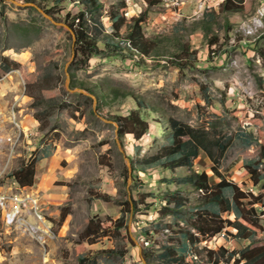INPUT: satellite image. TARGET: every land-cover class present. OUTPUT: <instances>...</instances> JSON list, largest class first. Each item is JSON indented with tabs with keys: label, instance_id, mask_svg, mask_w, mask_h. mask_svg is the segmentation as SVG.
<instances>
[{
	"label": "rangeland",
	"instance_id": "rangeland-1",
	"mask_svg": "<svg viewBox=\"0 0 264 264\" xmlns=\"http://www.w3.org/2000/svg\"><path fill=\"white\" fill-rule=\"evenodd\" d=\"M102 1L108 10L113 0ZM124 1L131 3L128 17L145 15L154 50L143 58L117 52L105 45L104 32L102 53L84 62L64 20L78 2L0 0V264H81V257L87 264H150L142 254L146 240L161 253L175 222L160 215L165 195L176 189L164 181L197 170L219 180L204 150L192 169L175 174L161 166L133 169L132 159L167 143L168 118L209 131V139L233 136L219 170L243 182L244 191L261 189L242 168L264 143V0H243L239 11H226L224 0ZM103 19L108 29L107 13ZM5 58L13 62L8 70ZM175 59L183 66H173ZM135 109L149 131L140 140L120 137L113 117ZM28 161L36 162L35 183L23 187L12 173ZM49 192L58 198L44 203ZM183 193L187 214L209 207L191 185ZM97 217L108 222L88 235ZM255 238L264 241V230ZM245 244L221 233L201 245L218 251Z\"/></svg>",
	"mask_w": 264,
	"mask_h": 264
},
{
	"label": "trees",
	"instance_id": "trees-1",
	"mask_svg": "<svg viewBox=\"0 0 264 264\" xmlns=\"http://www.w3.org/2000/svg\"><path fill=\"white\" fill-rule=\"evenodd\" d=\"M24 1L35 2V0ZM53 1L54 4L59 5L64 0ZM76 1H78L79 10L76 13L67 11L64 20L74 33V51L78 61L85 62L92 56L102 53L99 41L104 32H107L104 37L105 45L113 46L117 52L143 58L154 50V40L146 37L143 30L145 15L128 17L129 6L124 0L112 4L108 10L100 0H74ZM224 1L226 11L242 10L243 0ZM45 10L51 15L55 13L53 7H45ZM104 13H107L110 29H106L103 21ZM123 27L127 30L125 36L121 35ZM262 57L264 59V53ZM176 59H179V56ZM176 59L171 64L176 67L183 66ZM3 61L4 68L10 69L13 62L8 61L7 58ZM142 105L143 103L139 101V106ZM113 118L119 124L120 137L132 134L135 140H140L150 128L149 122L142 116L139 109L130 111L128 115H117ZM167 122L170 128L167 143L161 145L155 154L137 160L132 159L133 169H137V166L142 167L141 170L153 166L170 170L182 166L192 167L194 160L204 150L213 157L215 165L212 166V170L219 180L212 181L205 170L200 173L194 172L188 177L171 180V183L177 184L179 188L165 195L166 203L160 210L161 216L172 214L175 219L172 227L169 226L167 235L169 244L164 245L162 252L157 255L152 248L144 247L143 257L150 264L152 260H155L156 264H264V241L255 238L264 230L261 223L264 216V209H262L264 208V183H261L264 182V168L259 169V165L264 164V143L261 145L259 158L247 162L242 168L244 175L250 174L255 186L261 184L259 193H252L244 191L243 182L228 180L218 168L219 159L231 146L233 136L209 139V131L195 128L175 118H168ZM248 140L250 142V138ZM213 147L217 149L218 155L214 153ZM35 167L36 162L28 161L15 170L12 177L23 187L33 186L36 176ZM189 185L200 191L203 205L209 207L196 209L187 214L185 208L188 207L189 199L183 193V189ZM227 191H230V195ZM102 197L110 198L109 195ZM256 205H259V208ZM122 212L117 221L118 230L124 226L126 209L123 208ZM224 213H234L235 218H225ZM107 222L108 219L92 218L87 226L88 235L95 234ZM229 228L235 229V233ZM144 233L148 237L151 236L149 230H145ZM221 233L233 236L238 242L245 240L246 244L232 250L220 247L218 251L201 245L205 238H212ZM80 263L87 264L86 257H81Z\"/></svg>",
	"mask_w": 264,
	"mask_h": 264
},
{
	"label": "crops",
	"instance_id": "crops-1",
	"mask_svg": "<svg viewBox=\"0 0 264 264\" xmlns=\"http://www.w3.org/2000/svg\"><path fill=\"white\" fill-rule=\"evenodd\" d=\"M101 2H103L102 0H100ZM115 0H113V1H111V3L113 4V2H114ZM76 2H78V1H76ZM77 4V3H76ZM128 4V3H127ZM129 4H131V3H129ZM128 4V5H129ZM75 6H77L78 8H79V5L77 4V5H75ZM202 152V151H201ZM201 152H200V154L199 155H201ZM183 167H188L189 169H192L194 166H192V167H189V166H182V167H178V168H176L175 170H170V169H166V168H163V169H165V171H172L173 172V174H175V171L176 170H178L179 168H183ZM196 172H199L198 170L196 171ZM202 172V171H201ZM200 173V172H199ZM191 175V174H190ZM190 175H180V176H178V177H188V176H190ZM177 177V178H178ZM177 178H171V179H166L165 181H164V183L163 184H166V185H168V187H171L172 185L173 186H175V188L177 189V188H179V186L177 185V184H175V183H171V180L172 179H177ZM57 196H55L53 193H48L47 195H45L44 196V203L45 202H47V201H49V202H51V201H56L57 200ZM67 218V216L65 217V219ZM68 220V219H67Z\"/></svg>",
	"mask_w": 264,
	"mask_h": 264
},
{
	"label": "bare ground",
	"instance_id": "bare-ground-1",
	"mask_svg": "<svg viewBox=\"0 0 264 264\" xmlns=\"http://www.w3.org/2000/svg\"><path fill=\"white\" fill-rule=\"evenodd\" d=\"M149 245H150V243H147V242H146V246L149 247Z\"/></svg>",
	"mask_w": 264,
	"mask_h": 264
},
{
	"label": "built area",
	"instance_id": "built-area-1",
	"mask_svg": "<svg viewBox=\"0 0 264 264\" xmlns=\"http://www.w3.org/2000/svg\"><path fill=\"white\" fill-rule=\"evenodd\" d=\"M19 201H21V199H19ZM147 241V243H150V240H146Z\"/></svg>",
	"mask_w": 264,
	"mask_h": 264
}]
</instances>
